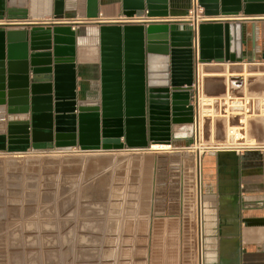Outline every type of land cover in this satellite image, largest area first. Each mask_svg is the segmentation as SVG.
Segmentation results:
<instances>
[{"label":"water","instance_id":"obj_1","mask_svg":"<svg viewBox=\"0 0 264 264\" xmlns=\"http://www.w3.org/2000/svg\"><path fill=\"white\" fill-rule=\"evenodd\" d=\"M109 1L87 0L86 12L67 20V0H54L53 21L42 25L0 0V106L11 118L0 123V153L173 146L174 126H196L198 65L253 60L244 55L241 21L218 19L264 18V0H199L207 20L195 27L156 22L171 21L170 0H118L124 19L102 24L100 7ZM88 25L99 28L101 56V95L92 101L77 92L85 31L76 28Z\"/></svg>","mask_w":264,"mask_h":264},{"label":"crops","instance_id":"obj_2","mask_svg":"<svg viewBox=\"0 0 264 264\" xmlns=\"http://www.w3.org/2000/svg\"><path fill=\"white\" fill-rule=\"evenodd\" d=\"M170 1L171 21H164L167 23L184 17L190 8V0ZM66 5L67 20L73 15L80 18L87 0H67ZM12 6L28 9V22L44 25L53 21L54 0H12L6 7ZM121 11V2L110 0L100 7L101 23L124 19L119 16ZM238 17L241 19L218 20L241 21L244 55L252 62H211L198 68L205 76V97L214 100L207 106L214 104V109H220L227 98L247 99L259 113L248 120L228 115L204 119L199 139L196 97V126H174L173 134L180 138L170 149L121 150L132 152L116 158L125 178L131 175L121 186L132 190L129 197L133 204L140 203L136 204L139 208H133L132 226L115 232V258L119 260L122 246V264H264V18ZM79 29L85 31V39L77 44L76 66L82 84L78 98L97 100L102 89L99 28L88 25L76 31ZM6 108L0 106L1 124L11 119ZM232 127L239 128L244 137L235 139ZM181 130L187 135L178 134ZM193 137L191 145L188 142ZM100 169L104 172L102 164ZM100 183L104 188V180ZM116 184L120 188V182Z\"/></svg>","mask_w":264,"mask_h":264},{"label":"rangeland","instance_id":"obj_3","mask_svg":"<svg viewBox=\"0 0 264 264\" xmlns=\"http://www.w3.org/2000/svg\"><path fill=\"white\" fill-rule=\"evenodd\" d=\"M247 101L227 98L223 108L207 106L204 119L256 118L258 110L249 111ZM235 102L244 108L232 107ZM108 152L0 153V264H122V246L115 258V232L132 226L140 203L121 186L131 175L125 178L116 161L132 152Z\"/></svg>","mask_w":264,"mask_h":264},{"label":"built area","instance_id":"obj_4","mask_svg":"<svg viewBox=\"0 0 264 264\" xmlns=\"http://www.w3.org/2000/svg\"><path fill=\"white\" fill-rule=\"evenodd\" d=\"M176 20L180 21L181 23H188L192 27H195L196 25H198L199 23H201L203 21H206L207 19L203 16V8L200 6L199 0H190V8H189L188 13L184 17H181V18L176 19ZM156 22H164V21H156ZM204 79H205L204 74L202 73V71L199 70V68H197L195 71V79H194L193 93H192L193 101L197 97V99H199V102H200L201 95H205ZM240 100H243V99H240ZM242 103H244V102H240V104H242ZM240 107L244 108V105L242 104ZM251 109H253V107L248 108L249 111ZM196 123H197V120H196ZM201 123H202V121H201L200 116H199V135H198L199 139L202 138V136H203V132L200 129ZM196 138H197V134H196ZM194 139H195V137H194ZM199 224H201V216H200V223ZM199 245H200V249H201L200 257L202 258L203 245L201 243V232H200ZM201 264H203V262Z\"/></svg>","mask_w":264,"mask_h":264},{"label":"bare ground","instance_id":"obj_5","mask_svg":"<svg viewBox=\"0 0 264 264\" xmlns=\"http://www.w3.org/2000/svg\"><path fill=\"white\" fill-rule=\"evenodd\" d=\"M213 99L205 97V95H201L200 97V102H199V116L201 121L204 120L205 117L209 116V112L211 111L209 108H207V105H209L212 102ZM232 103V102H231ZM233 106H241L238 105L236 102L232 105ZM262 118L264 119V111L262 113ZM243 122V120H242ZM239 128L237 127H232L230 130V133L234 135L235 139H240L241 137L243 138L244 136L240 134L237 130ZM184 130V129H183ZM178 134H184L187 135L186 130L183 132L182 130ZM171 146L169 145H153L152 149L153 150H167L170 149ZM101 182V179L99 180Z\"/></svg>","mask_w":264,"mask_h":264}]
</instances>
